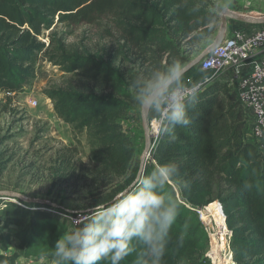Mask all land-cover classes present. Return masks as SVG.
Here are the masks:
<instances>
[{"label": "trees", "instance_id": "16d2710c", "mask_svg": "<svg viewBox=\"0 0 264 264\" xmlns=\"http://www.w3.org/2000/svg\"><path fill=\"white\" fill-rule=\"evenodd\" d=\"M219 1L0 0V96L9 99L31 88L38 61L49 62L70 77L65 87L47 88L43 94L59 120L87 134L88 163L77 147L57 150L48 176L53 188L65 185L73 195L85 193L92 210L138 185L141 162L124 129L139 113L131 81L166 70L177 60L187 65L207 49L217 33L219 15L213 9ZM105 16L112 21L107 32L112 42L96 53L71 49L68 33L59 32L62 25L71 30ZM188 113L189 125L163 132L143 175L158 164L178 167L168 187L180 216L162 264H212L199 209L214 203L232 233V264H264V152L246 139L249 121L233 85H208ZM53 205L50 209L63 217L13 204L3 210L0 260L35 261L73 226L65 217H85L83 211ZM185 222L189 227L181 240ZM13 241L15 251L9 255ZM121 264H135V257Z\"/></svg>", "mask_w": 264, "mask_h": 264}, {"label": "rangeland", "instance_id": "374dc122", "mask_svg": "<svg viewBox=\"0 0 264 264\" xmlns=\"http://www.w3.org/2000/svg\"><path fill=\"white\" fill-rule=\"evenodd\" d=\"M232 9L231 12L240 17L264 18V0H220L213 11L221 14L225 10ZM232 22L233 20L230 19V23ZM229 25L227 32L230 31ZM111 26L112 21L105 16L92 24L75 25L71 30L66 28V25H62L59 27V32L68 33L66 42L71 49L96 53L101 47L111 45L112 38L107 34ZM220 26L219 17L217 33ZM37 69V79L33 86L16 96L12 94L14 96L12 105H8L7 98L0 102V192L16 193L28 199L42 200L50 204L59 205L61 203L64 209L74 212L83 211V215H86L91 211L89 207L91 202L86 200L85 193L73 195L70 188L65 185L53 188L52 180L48 177L50 163L55 158L57 150L63 146L77 147L86 163L90 158L91 151L87 134L78 133L71 125L59 120L54 113L52 102L43 94L47 88L65 87L70 76L64 74L59 67L42 59L38 61ZM32 100L37 101L38 105L31 106L30 101ZM138 112L135 119L131 117V120L124 123V129L134 140L137 146V156L141 162L146 142L142 113L139 108ZM132 115L134 114H130ZM11 204L17 205L13 200L0 197V227L4 226L6 220L2 212ZM211 206H213L215 216L222 220L216 203L199 209L200 217ZM26 207L21 208L59 217L64 215L61 212H54L50 206L36 204L31 205L30 208ZM205 226L210 238L206 257L212 264H232L231 237L227 238L228 246L226 245L225 250L220 252L216 248L214 252V244L220 246L221 242L213 236V232L206 224ZM15 245L16 242L13 241L8 251L9 255L14 253ZM0 254L4 255L3 252ZM17 264H35V261L21 259Z\"/></svg>", "mask_w": 264, "mask_h": 264}, {"label": "clouds", "instance_id": "9594fccd", "mask_svg": "<svg viewBox=\"0 0 264 264\" xmlns=\"http://www.w3.org/2000/svg\"><path fill=\"white\" fill-rule=\"evenodd\" d=\"M185 73V62L177 60L166 70L131 81L136 106L153 114L161 132L191 123L188 109L197 102L201 84H188ZM177 174L174 162L158 164L138 185L120 191L107 205H96L85 219L65 217L73 226L35 264H121L130 256L135 264H162L180 216L168 187ZM188 227L185 222L181 240Z\"/></svg>", "mask_w": 264, "mask_h": 264}, {"label": "built area", "instance_id": "2783aa9c", "mask_svg": "<svg viewBox=\"0 0 264 264\" xmlns=\"http://www.w3.org/2000/svg\"><path fill=\"white\" fill-rule=\"evenodd\" d=\"M199 67L201 72L212 74L200 82L199 94L221 79L230 82L248 117L246 139L264 152V25L241 24L227 33L221 45L207 55ZM30 104L37 106L38 102L32 100ZM150 133L155 148L163 134L155 118L150 119ZM200 219L202 221V217Z\"/></svg>", "mask_w": 264, "mask_h": 264}, {"label": "water", "instance_id": "95a60500", "mask_svg": "<svg viewBox=\"0 0 264 264\" xmlns=\"http://www.w3.org/2000/svg\"><path fill=\"white\" fill-rule=\"evenodd\" d=\"M220 19H221V26H220V29H219L216 37L214 38L213 42L199 56H197L195 59H193L189 64L185 65V67H186L185 75H187L192 70H194L198 66H200V64L205 59V57L221 45V43L223 42V40L226 37L230 19L235 21V22H238L240 24L264 25V18L257 19V18H251V17H246V18L240 17V16H237L236 14H234L233 12H231L229 10L223 11L220 14ZM141 113H142V118H143V123H144V129H145L146 147H145V153L141 159V166H140V173L138 176V180L143 178L145 169H146L147 164H148V160L151 157V153H152L153 148H154L153 143H152V136L150 133V120H149L150 112L147 110H143V111H141ZM0 197L6 198L9 200H19V201L24 202L28 205L38 204V205H43V206H52V207L56 208L55 205L50 204L48 202H45L42 200H36V199H28V198H25L19 194L11 193V192H0ZM229 233L231 234L230 237H232V233L230 231H229Z\"/></svg>", "mask_w": 264, "mask_h": 264}, {"label": "bare ground", "instance_id": "6f19581e", "mask_svg": "<svg viewBox=\"0 0 264 264\" xmlns=\"http://www.w3.org/2000/svg\"><path fill=\"white\" fill-rule=\"evenodd\" d=\"M216 205L218 206V204ZM214 216L215 214L213 212V206H211L207 211L202 213V220L208 226V228L213 232V236L218 238L219 241L221 242L220 246L214 244L213 251L215 252L217 248V250H220V252H222L223 250H225L226 245L228 246L227 238L231 236V234L224 227L222 220Z\"/></svg>", "mask_w": 264, "mask_h": 264}, {"label": "crops", "instance_id": "0c3cea01", "mask_svg": "<svg viewBox=\"0 0 264 264\" xmlns=\"http://www.w3.org/2000/svg\"><path fill=\"white\" fill-rule=\"evenodd\" d=\"M219 2H220V1H219ZM219 2H218V3H219ZM229 11H233V9H232V10H229ZM234 11H235V10H234ZM217 14H218V13H217ZM218 15H219V17H220V14H218ZM229 24H230V25H229L230 31H228L227 33H231L234 29H236V28H238L239 26H241L240 23L235 22V21H233L232 23H230V21H229ZM196 73H201V74H196ZM210 76H212L211 73H203V72H201L199 66H198L196 69L192 70V71H191L190 73H188L187 75H185V77H186V81H187L188 84H192L193 82H199V83H200V82H203L205 78L210 77ZM13 95L16 96L17 94H14V93H13ZM13 95H12V96H13ZM14 96L11 97V98H9V99H6V101L8 102V105H9V106L12 105V104L14 103ZM4 98H6V95H5V94H2V95L0 96V102H1ZM153 118H154L153 114L150 113V114H149V120H150V119H153ZM247 140H249V139H247Z\"/></svg>", "mask_w": 264, "mask_h": 264}]
</instances>
